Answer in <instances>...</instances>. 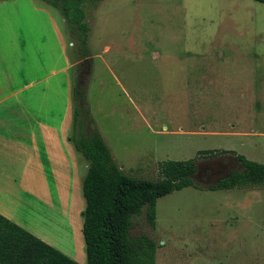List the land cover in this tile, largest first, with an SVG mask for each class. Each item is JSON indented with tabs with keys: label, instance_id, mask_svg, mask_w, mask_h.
Returning <instances> with one entry per match:
<instances>
[{
	"label": "rangeland",
	"instance_id": "rangeland-1",
	"mask_svg": "<svg viewBox=\"0 0 264 264\" xmlns=\"http://www.w3.org/2000/svg\"><path fill=\"white\" fill-rule=\"evenodd\" d=\"M85 10L88 57L59 8L0 0V80L40 98L56 139L32 183L0 182V210L86 264L88 161L73 137L95 126L132 176L157 179L161 161L197 156L199 187L159 197L154 227L146 207L133 218L132 236L155 239L156 264H264V184L208 189L240 168L231 151L264 163V2L96 0ZM78 84L90 116L74 130Z\"/></svg>",
	"mask_w": 264,
	"mask_h": 264
},
{
	"label": "trees",
	"instance_id": "trees-1",
	"mask_svg": "<svg viewBox=\"0 0 264 264\" xmlns=\"http://www.w3.org/2000/svg\"><path fill=\"white\" fill-rule=\"evenodd\" d=\"M60 9L66 22L77 33L80 51L88 57L90 25L85 5L96 0H45ZM264 2V0H258ZM74 95V130L81 116H90L86 88L76 85ZM91 123L93 119L89 117ZM76 149L88 161L82 190L86 200L83 235L86 264H156V241L147 234L131 235L135 215L146 207V218L156 224L157 200L185 186H196L197 156L166 159L159 163L160 178L129 175L115 161L101 132L93 126L88 134L73 137ZM229 150H202L200 154L217 155ZM233 152L240 168L208 186L231 189L264 184V163ZM0 264H80L56 247L0 213Z\"/></svg>",
	"mask_w": 264,
	"mask_h": 264
},
{
	"label": "crops",
	"instance_id": "crops-1",
	"mask_svg": "<svg viewBox=\"0 0 264 264\" xmlns=\"http://www.w3.org/2000/svg\"><path fill=\"white\" fill-rule=\"evenodd\" d=\"M169 55L172 53L169 52ZM205 71L213 72L209 66L202 72ZM205 78L207 82L214 80L212 75L207 77L197 75L195 80L203 82ZM9 85V81L0 80V182L13 183L17 181L19 175L20 183L29 185L33 182L34 175H39L45 158L47 157L48 162L51 159L49 147L50 145L54 147V143L56 144L55 125L54 122L50 124L49 117L41 118L39 97L23 95L24 86L14 88ZM199 85L200 83L197 87ZM9 88L14 89L9 90ZM52 161L54 162V156ZM24 190L28 194L33 193L32 189L23 188ZM0 212L14 222L20 223L5 212L1 210ZM19 225L52 244L50 240H47L48 238L41 236L27 225L22 223Z\"/></svg>",
	"mask_w": 264,
	"mask_h": 264
}]
</instances>
